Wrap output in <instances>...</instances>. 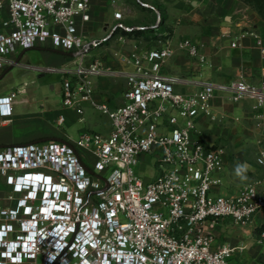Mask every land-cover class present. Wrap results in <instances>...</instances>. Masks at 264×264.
<instances>
[{"label":"built area","instance_id":"obj_1","mask_svg":"<svg viewBox=\"0 0 264 264\" xmlns=\"http://www.w3.org/2000/svg\"><path fill=\"white\" fill-rule=\"evenodd\" d=\"M91 5L92 0H0V70L21 64L25 50L46 43L72 52L71 64L38 69L63 75L64 108L84 114L90 104L112 124L108 134L86 131L74 141L0 146V264H231L234 252L247 244L214 246L213 228L224 217L247 225L264 213V179L249 181L235 196L214 192L225 169L223 148L194 133L200 115L214 117L215 93L262 102L264 79L199 80L194 91L182 92L177 86L188 80L161 71L173 53L170 45L132 51L125 57L131 70L88 59L119 26L134 28L119 22L101 38H86L81 29ZM183 46L205 60L198 44L187 40ZM106 73L126 78L119 106L95 97L94 78ZM18 91L0 97L3 121L12 115ZM65 120L61 113L56 122L62 126ZM143 155L155 157L151 164L158 169L147 180L135 169L146 161ZM258 163L264 168V150ZM258 240L264 243V219Z\"/></svg>","mask_w":264,"mask_h":264},{"label":"crops","instance_id":"obj_2","mask_svg":"<svg viewBox=\"0 0 264 264\" xmlns=\"http://www.w3.org/2000/svg\"><path fill=\"white\" fill-rule=\"evenodd\" d=\"M116 11L122 12L121 17H116ZM90 22L103 27L100 35L93 34L96 27L86 28ZM119 22L134 28L127 31L119 26L103 43L106 46L101 49V57L95 56L109 67L131 70L134 66L127 63L125 57L132 51L144 52L170 45L173 53L161 71L187 79L177 86L182 92L194 91L199 80L226 82L240 75L253 83L264 79L261 51L264 18L242 0H92L91 18L83 24L86 29L81 30L86 38H101ZM115 34L118 38L112 44ZM187 40L201 46L206 57L204 61L192 56L183 46ZM74 59L72 52L46 43L25 50L21 64L0 70V97L19 90L11 99L13 113L9 120L3 121L0 115V146L44 139L74 141L86 131L97 130L104 134L111 131L110 117L101 113L109 119L108 128L104 130L96 120L95 111L99 110L90 104L85 105L84 114L64 108L63 75L38 69V66L71 64ZM94 82L98 101L107 102L111 107L125 102L126 78L123 74L106 73L95 77ZM211 104L214 117L200 115L194 137L223 148L222 182L214 184L212 189L235 196L249 181L264 179V168L258 163V156L264 150V101L254 97L234 100L229 93L217 92ZM61 113L66 116V125L75 128V135L61 133L47 122L51 116L57 120ZM27 126L31 127L18 129ZM82 153L90 160L87 151L82 150ZM142 159L149 161L146 155ZM238 163L249 166L246 180L235 176L234 168ZM154 169L153 176L156 175ZM263 219V212L257 213L247 225L229 217L219 219L213 228L214 246L247 244L246 248L234 252L231 264H264V243L258 240L259 232L253 235L251 229L245 230L248 226L260 230Z\"/></svg>","mask_w":264,"mask_h":264},{"label":"rangeland","instance_id":"obj_3","mask_svg":"<svg viewBox=\"0 0 264 264\" xmlns=\"http://www.w3.org/2000/svg\"><path fill=\"white\" fill-rule=\"evenodd\" d=\"M93 27H96L95 25H93V23H87L86 24V28H89V30L90 29H92ZM85 27H83L82 26V29H86ZM102 30H103V27L101 26V27H99V26H97L96 28H94V30H93V34L94 35H100L101 34V32H102ZM109 33V32H108ZM107 33H105L104 35H106ZM103 35V36H104ZM117 38H118V36H116V34L112 37V39H114L112 42H110V43H112V44H115V41L117 40ZM106 46V43L105 44H102V45H99V46H96V47H93L92 49H91V51H90V53H89V55H88V57L89 58H95V56H100L101 57V49H103L104 47ZM45 65H47V64H45ZM49 74H51V73H49ZM102 113V111H98V112H96L95 111V116H96V120H98L100 123H101V126H102V128L104 129V130H106L107 128H108V125H109V119H108V117L107 116H105V115H102L101 114ZM47 122H49V123H51L52 124V126H54L55 127V129H58L61 133H67V134H73V135H75V128L74 127H68L67 125H66V123H64L62 126H59L58 124H57V122H56V119H54L53 120V117L51 116V118H49V119H47ZM31 126H27V127H20V128H18V129H20V131H22V130H24V129H29ZM97 131V130H96ZM100 132V131H99ZM27 143V142H26ZM87 158V157H86ZM88 159V158H87ZM155 159V157H153V159L152 158H149L148 157V160L149 161H144V162H142V163H140L139 165H137V166H135V169H136V171L140 174V175H142L146 180L147 179H149L150 177H152L154 174H155V172H153V165L151 164L152 163V161ZM93 160H94V158H93ZM92 160V158H91V156H90V160L88 159V161L90 162H92L93 161ZM149 164V165H148ZM155 170V169H154ZM157 171H156V174H157V172H158V169H156ZM147 177H149V178H147ZM4 196H5V191L4 190H2V189H0V201H2L3 202V200H4ZM1 203V202H0ZM234 224V223H233ZM235 225V224H234ZM243 229V228H242ZM249 230V229H251V232H252V234L253 235H256L258 232H259V230L257 229V228H255V227H252V226H248V227H246L245 228V230ZM252 238V237H251ZM260 259H261V257H259L258 258V260L260 261Z\"/></svg>","mask_w":264,"mask_h":264},{"label":"clouds","instance_id":"obj_4","mask_svg":"<svg viewBox=\"0 0 264 264\" xmlns=\"http://www.w3.org/2000/svg\"><path fill=\"white\" fill-rule=\"evenodd\" d=\"M249 166L246 163H238L236 164L234 168L235 176L238 177L240 180H246L247 179V171Z\"/></svg>","mask_w":264,"mask_h":264},{"label":"trees","instance_id":"obj_5","mask_svg":"<svg viewBox=\"0 0 264 264\" xmlns=\"http://www.w3.org/2000/svg\"><path fill=\"white\" fill-rule=\"evenodd\" d=\"M242 1L257 9L260 15L264 18V0H242Z\"/></svg>","mask_w":264,"mask_h":264}]
</instances>
